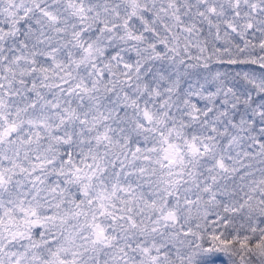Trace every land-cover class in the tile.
Segmentation results:
<instances>
[{
	"label": "snow or ice",
	"instance_id": "snow-or-ice-1",
	"mask_svg": "<svg viewBox=\"0 0 264 264\" xmlns=\"http://www.w3.org/2000/svg\"><path fill=\"white\" fill-rule=\"evenodd\" d=\"M0 264H264V0H0Z\"/></svg>",
	"mask_w": 264,
	"mask_h": 264
}]
</instances>
